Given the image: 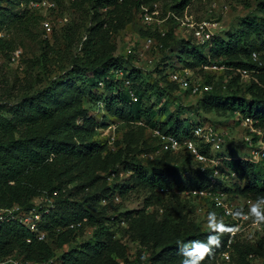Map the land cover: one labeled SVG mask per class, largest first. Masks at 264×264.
Here are the masks:
<instances>
[{
    "label": "rangeland",
    "instance_id": "obj_1",
    "mask_svg": "<svg viewBox=\"0 0 264 264\" xmlns=\"http://www.w3.org/2000/svg\"><path fill=\"white\" fill-rule=\"evenodd\" d=\"M48 1H57V8L48 11L45 6L37 7L42 9L44 19L35 22L41 13L29 1L0 0V143L7 144L12 139H29L36 135H44L46 129L29 134L28 127L40 124L46 117L49 118L52 110L59 112L61 108L66 107L64 115L57 112L56 116L49 120L59 128L56 134L60 133L65 138H70L68 135L70 127L74 133V140L81 141L80 147L98 143L99 155L74 167L70 172V175L75 176L74 182H70L66 176L55 180L54 185L64 181L63 189L54 191L42 204L53 210L60 206L57 202L63 198L78 202L84 207L92 206L96 212H101L106 217L117 216L124 212L121 210H129L128 220H119L117 217V221L109 223L113 232L109 248L118 264H198L200 260L191 261L174 256L177 249L187 250L197 246L211 252L213 256L211 264H243L236 252L229 262L224 261L218 253L219 228L227 219L209 200L199 201L186 193L185 199L168 194L159 202L153 198L154 193L141 184L136 186L126 199L119 195L112 197L111 206L102 209L99 202L94 201V194L102 193L104 188L114 183L108 178V172L112 169L119 170L122 180L129 178L131 172L124 171L127 162L143 164L149 175L154 166L159 164L163 157L155 150L154 136L145 127L152 110L150 106L154 105V112L155 110L159 112L157 117L159 119L177 122L182 127L202 122L225 134V143L218 149H213L210 145L209 153L216 156L220 152L224 159L220 167L223 170L226 168L230 176L221 187L225 190L228 201L238 210L248 209L249 207L245 205L248 204V193L242 189L254 179L251 172H254L257 181L261 182L264 169L262 167L260 174L258 171L240 174L238 166L237 174L234 168L229 167V162L245 159L250 150L243 139L248 132L247 128L240 124L236 114L225 107L227 102L230 105L238 98L264 104V78L260 77L263 74L244 73L238 70L240 68L238 65L234 66L235 68L231 65L232 68L224 71L209 70L211 72L207 73L206 79L213 82L219 91L217 94L222 97L220 102L223 108L206 107L201 96L184 94V89L176 90L169 85L164 90L167 98L161 101L160 88L149 85L153 81L152 76H162L161 82L166 86L165 82L171 81L170 73L175 70L169 68L171 64L181 65L178 63V57L182 54L183 47L180 42H165L162 36L146 33L148 30L153 32L154 29L145 24L141 12L143 6L150 4L142 5L139 10L132 5L134 0H131L129 6H121V11L115 13L113 5L99 4L100 1L106 0ZM140 1V4L150 2ZM163 1L159 4L164 12H168L166 10L168 7ZM167 1L169 6L174 3L172 0ZM212 4L215 6L212 7ZM263 5L264 0H207L202 3L194 0L187 8V12L195 19L207 18L213 14L212 12L219 14L221 29L217 34L230 42L232 49L230 54H222L217 61L229 65L235 64L233 62L236 61L244 62L246 49L251 46V42L264 38V32L261 34L254 30L261 19ZM19 16L23 17L21 21L16 18ZM103 20L110 21L109 28L100 26ZM32 21L34 23H31ZM46 21L53 24L51 31L45 29ZM171 25L172 23L166 26L167 31ZM184 32L180 28L177 34L189 38L190 34ZM148 37L154 39L150 48L145 46ZM88 40H91L89 47L97 51L96 55L91 57H88L86 51H81ZM17 49L21 50L22 54L19 60L14 62L11 57ZM130 54L136 55V58L130 57ZM109 60L118 63L132 62L131 65L142 68L146 73L147 81L143 82L141 91L146 94L148 109L143 112V120H137L140 114H134L129 108L122 106L121 110L116 108L111 111L104 110L102 102H99V108L94 111L96 101L92 92L94 95L95 92L89 87V82L96 71L95 68ZM75 68H79L80 71ZM156 71L159 73H155ZM194 71L193 77L196 80H205V74ZM97 90L101 92L102 89ZM162 103L167 107H163ZM117 107L120 108L119 105ZM89 115L100 123L97 121L98 124L93 125L87 119ZM76 130L82 132L77 133ZM88 131H91V135L86 136L85 133ZM195 142L201 148L202 142L198 139ZM204 146L205 144L202 148ZM227 157L236 159L229 161ZM39 159H33L31 162H37ZM79 160L80 156L70 161L67 166ZM184 160L181 158L165 163L173 166L185 165V168L189 167L191 174L194 175L196 169L194 159L192 162ZM49 161H52L51 158ZM50 163L52 170L59 171L65 168L63 166L61 169V164L59 167L56 166L54 161ZM200 165L205 164L199 163ZM171 174L170 180L185 181L180 170L179 173L173 171ZM42 195L35 197L32 204L39 203V197ZM149 200L151 204L148 205ZM78 204H75L73 211L80 210ZM12 206L26 208L17 203ZM253 211V214H250L251 223L258 224L249 225L246 222L243 225L245 229L237 234L235 242H238L239 248L256 251L257 255L264 256V202H260ZM86 221L87 219H84L83 226L74 232L73 238L63 247H57L53 240L51 248L55 259H59V256L72 248L84 249L86 243L92 240L94 226L86 224ZM65 227L68 228L67 226L63 228ZM85 250L87 258L85 264H105L101 256L90 252L87 247Z\"/></svg>",
    "mask_w": 264,
    "mask_h": 264
},
{
    "label": "trees",
    "instance_id": "obj_2",
    "mask_svg": "<svg viewBox=\"0 0 264 264\" xmlns=\"http://www.w3.org/2000/svg\"><path fill=\"white\" fill-rule=\"evenodd\" d=\"M33 5L34 2H40L41 0H27ZM56 1V0H55ZM160 2L163 0H150L140 4V0H134L132 5H135L136 9L141 8L142 5ZM167 1V0H166ZM163 1L164 5L168 7V11H172L179 16H183L187 11L194 0H172L174 3L169 6L168 1ZM207 1V0H198ZM57 2V1H56ZM53 1L55 4L52 7H48L47 10H55L57 7V3ZM131 0H106L100 1L99 4L101 6H114L115 13H119L121 10V6H129ZM35 9H39L41 13L38 17V22L41 18L44 19L42 14V9L34 7ZM131 8V7H130ZM262 12L261 19L258 22V27H255L254 30H257L259 33L263 34L264 32V5L261 7ZM119 16L124 14H118ZM219 14H210L207 18H214L220 20L218 17ZM19 21L23 17H16ZM114 19H112L113 21ZM123 20V19H122ZM31 23H34L33 21ZM170 30L167 32L165 37H161L160 33L157 31H146V33L157 37H161L165 42H180L183 47L182 54L178 57V63L181 64L179 66H172L171 69L177 68H190L192 70H197L201 72L205 76V80H201L204 83L210 84L213 86V89L209 92H204L200 98L202 101L204 100L206 107H216L223 108L222 97L219 91L215 88L213 82H209L206 79L207 73L211 71H204L203 66L206 64H217V65H227L223 62L217 61V58L222 54H230L231 46L230 42L224 40V38L217 34L211 46H204L197 44L193 41L192 36L190 38L180 37L176 33L177 29V21L174 17H171ZM104 26L105 28H109L110 21L103 20L100 26ZM256 26V24H255ZM53 28V24H52ZM46 29V28H45ZM245 33H242L244 35ZM261 37V36H260ZM86 43V44H85ZM84 48L81 51H86L88 53V57L96 55V50L91 49L89 47L91 45V40L85 41ZM170 43V45H172ZM251 46H248L246 49V57L244 62H233L235 64H229L227 66L231 67L240 66L241 69H247L249 71L259 69L261 70L260 77L264 78V70L262 67H259L256 62L252 59L253 51H264V38L261 40L252 41ZM130 57L136 58V55L130 54ZM91 61V60H89ZM130 65L132 62H128ZM126 63H118L112 60L105 62L100 67L95 68L96 71L93 73L89 87L94 90L95 95L92 92L93 98H95L96 108L94 111L99 108V102H102L104 105V110H113L114 108L121 110L122 108H129L130 112L134 114H140L137 120H143V112L148 109L146 94L141 90L143 82L146 80V73L142 70V68L136 67L134 65H129ZM173 63V62H170ZM168 64V63H167ZM237 66V67H238ZM235 68V67H234ZM80 71L79 68H75ZM75 69L73 72H75ZM124 72L123 77H119L117 75L118 71ZM224 71V70H223ZM155 73H159L156 71ZM157 75V74H155ZM153 77V81L151 85L154 88V85L160 88L161 101H164V98H167L166 94H164V90L169 86L178 90L180 86L175 82L169 81L165 82L166 86L162 84V76ZM129 79L131 85L126 84V80ZM100 82H103V86L100 85ZM98 88H101V92H98ZM130 89L135 92L137 99L134 100L130 94ZM192 89H184V94H192ZM164 95V96H163ZM159 98V99H160ZM227 102L226 107L230 109V112L236 113L240 112L243 115H249L255 117L259 121L258 125L264 128V104L262 102L255 103L253 101L249 102L246 98H238L233 100V102L228 105ZM163 107H167L166 104L162 103ZM120 106L117 107V106ZM122 106V108H121ZM151 112L149 113L148 121L146 120V125L152 134V129L159 128L162 132L167 134H174L178 137L186 139L191 138L197 140L192 134L195 126L197 124H203L202 122L190 123L188 126H179L177 122H171L170 120H162L157 118L159 112L155 110L154 105L150 106ZM157 109V108H156ZM159 109V108H158ZM65 111H67L66 107H63L58 110H52L49 118L46 117V120H42L40 124H32L28 127L29 134H36L40 129H46V133L44 135H36L32 138H18L12 139L7 144L0 143V206L2 207H10L12 204H22L26 206L25 209L30 208L33 205V199L40 194L48 193L51 196L54 191L62 190L63 183L54 185L55 180L61 179V176H66L70 180V182L75 181V176L70 175V172L74 169V167L84 161H89L90 159L99 155V144L98 143H89L80 147L81 141L78 142L77 139L74 140V133L69 127V137L65 138L62 134H56V131L59 128L49 122L51 118L56 116L57 112L59 115H64ZM58 116V115H57ZM87 119L94 125L98 120L93 118L92 116H88ZM48 121V122H47ZM98 123H100L98 121ZM97 123V124H98ZM64 133L65 130H62ZM77 133H81L82 131L76 130ZM87 135H91V131L85 133ZM156 141L155 150L161 153L162 157L157 166H154L151 175L147 172L146 167L141 163L132 164L131 162L126 163V168L124 171H130L129 178L123 179L121 178V173L118 169L108 172L109 180L114 183L107 186L102 190V193L98 194L95 192L94 201L99 202L102 209H106L112 204V197L119 195L120 197L127 198V195L138 185L143 184L146 188L154 193L153 198L156 201L162 202V197L164 195L170 194L173 197L185 199V192L188 190L195 189H204L209 186V174L213 171V168L208 167L206 170H201V165L199 166V162L195 159V156L188 150L182 149L179 151H171V150H161V144L159 137H155ZM201 144V152L208 157H212L209 153L210 144L203 142ZM83 141V140H82ZM205 146L202 148V145ZM2 147H7L8 149L4 150ZM216 152H214L215 154ZM222 155L220 152L217 153V156ZM80 156L79 162H74L73 165L67 166L70 161H73L75 158ZM40 158L37 162H31L33 159ZM51 158L52 161H49ZM185 159L192 160L196 164L195 174H191V169L185 168L184 166H173L170 163H165V161L173 162L176 159ZM46 161V162H45ZM56 166L61 164L60 168L62 169L65 166L64 170H52L50 167V162H53ZM230 161V160H229ZM232 161V160H231ZM201 164V163H200ZM230 165V166H229ZM229 167L231 169H235L238 174V166L240 167V174H245L251 171H258L261 173L262 166L254 163H250L244 160H238L236 162H229ZM59 167V166H58ZM237 168V170H236ZM264 169V167H263ZM88 171V169H86ZM114 170V171H113ZM181 172V175L184 176L185 181H176V179H171V172L175 171L176 173ZM86 173V171H85ZM115 173L116 176L112 177V174ZM257 174V173H256ZM251 175L254 176L246 186L243 187L242 191L248 193L249 198H253L259 202H264V175L262 176V181H257V175L254 172H251ZM56 176V178H55ZM223 184V183H222ZM222 189V187H221ZM179 191V193H178ZM225 191V190H224ZM62 195L64 192L62 191ZM97 195V196H96ZM58 199V198H57ZM106 199L107 202L103 203L102 200ZM188 199H190L188 197ZM194 200V198H193ZM195 201V200H194ZM212 203V202H211ZM60 206L51 210L50 213L46 214L44 217V221L41 225V228L48 232V236L46 240L40 241L35 238V235L29 231L26 227L21 225L18 222H6L0 225V257L5 258L10 255H15L18 257H22L26 260H49L54 258L53 250L51 248V243L56 242L57 247H63L67 242L70 241L74 236V232L77 231L81 226H83L84 219H87L86 224H90L94 226V231L92 235V240L86 243L83 249L72 248L70 250L65 251L60 258L56 259L60 264H85L86 258V247L90 252L95 253L96 255L101 256L103 258L105 264H118V262L113 258L111 254L110 241L113 238V232L111 231V225L109 223H114V221L119 220H128L129 210H121L124 212H120L117 216H104L101 212H96L92 206L84 207L78 204V202L68 201L66 199L60 198L57 202ZM75 204H78L80 210L75 212L73 211V207ZM151 204V200H149L148 205ZM213 204V203H212ZM214 205V204H213ZM215 206V205H214ZM215 209H218L215 206ZM220 210V209H219ZM241 211V210H238ZM244 213L249 212L253 214V210L245 208L243 210ZM223 216V214H222ZM118 217V218H117ZM113 221V222H112ZM75 223L74 228H70L69 225ZM80 223V225H77ZM230 223L226 221L223 223L221 228H219L220 232V241L218 253L221 255L227 250V243L230 235V231L226 228ZM67 226L68 228H63ZM62 228L64 230H62ZM58 229V230H57ZM61 231V232H59ZM55 236V237H54ZM31 239V241H28ZM54 240V241H53ZM207 246V245H205ZM202 249L200 246L190 249H177L175 251V258H187L191 261L200 260L198 264H211L212 263V255L211 252L206 249V251L201 255L199 251ZM238 253L240 260L243 264H251L249 259L250 254H254L256 257L264 258V256L257 255L255 252L250 251L248 249H244L243 247L239 248L238 242H235L232 246L231 250V260L234 258V253ZM55 259V258H54ZM230 260V261H231ZM225 261V260H224ZM87 262V260H86ZM229 262V261H226Z\"/></svg>",
    "mask_w": 264,
    "mask_h": 264
},
{
    "label": "built area",
    "instance_id": "obj_3",
    "mask_svg": "<svg viewBox=\"0 0 264 264\" xmlns=\"http://www.w3.org/2000/svg\"><path fill=\"white\" fill-rule=\"evenodd\" d=\"M33 5L35 7L45 6L46 8L52 7L55 4L48 0H42L40 2H34ZM215 4H212L214 7ZM214 13V12H212ZM216 14V13H215ZM141 15L145 24L149 27H152L154 31L160 33L162 37L167 35L166 26L169 25L171 17H174L177 21V31H180V28L183 31L188 32L189 38L195 40V43L204 46H211V43L214 37L217 35L218 31L221 29L220 22L216 18H198L195 19L193 16L187 11L183 16H179L172 11L164 12L162 10V6L159 2H154L151 5L143 6ZM45 28L48 31L52 30V23L50 21L44 22ZM184 32V33H185ZM185 37V36H184ZM186 38V37H185ZM188 38V37H187ZM193 40V41H194ZM154 43L153 37H148L145 42V46L150 48ZM22 54L21 50L17 49L13 53L11 57L12 61L17 62ZM18 59V60H17ZM252 59L254 62L258 64L259 67H262L264 70V51H253ZM232 68V67H231ZM230 69L225 65H217V64H206L203 66L204 71L209 70H225ZM244 73H260L261 70L256 69L249 71L247 69H238ZM194 70L190 68H180V70L175 69L174 72L170 73V79L172 82H175L180 86L181 89H192V95H202L204 92H209L213 89V86L203 81L196 80L194 75ZM119 77H123L124 72L121 70L117 72ZM126 84L129 86L131 82L129 79L126 80ZM100 85L103 86V82H100ZM130 94L134 100L137 99V96L132 89H130ZM238 115H240L238 113ZM239 118V116H238ZM241 125L248 130L246 135H244V141L247 143V146L250 150L247 157L242 158L245 161L250 163H254L257 165H261L264 167V128L259 126V121L255 119L253 116H245L241 117L240 121ZM152 134L155 137H159L161 150H171V151H179L182 149L190 151L195 159L201 163L205 164L201 166V170L204 171L208 167L213 168V171L209 174V186L204 189H195L191 191H186L188 195H192L199 201L209 200L211 201L218 209H220L223 217L227 219L230 223L227 226V230L230 231L227 250L222 253V259L225 261L231 260V250L232 246L235 243L236 236L239 232L243 231L245 227L243 225L247 222L250 224H258V222L251 223L250 213L243 211H238L236 207H234L233 203L229 202L227 199L226 192L221 189V184L225 181V179L229 178V174L227 169L220 167L223 164V157L220 156H212L208 157L203 154L198 147L197 143L194 139L186 138L183 139L174 134H167L162 132L159 128L152 129ZM192 134L195 138L202 140L205 143L210 144L213 149H218L225 143L226 136L223 133H220L216 130L215 127L209 126L208 124H197L192 131ZM218 152V150H215ZM228 160L236 159L234 157H227ZM116 176L115 173L112 174V177ZM179 193V191H178ZM49 195H42V199L39 197L40 202H34L33 205L28 209L21 208L20 206H11V207H2L0 206V225L6 222H18L30 232L35 235V238L43 241L47 239L48 232L41 228V225L44 221V217L46 214L51 212V209L47 208V205H43L44 200H48ZM103 203H106L107 200L103 199ZM248 204H245L249 207V209L253 210L260 204L259 201L249 198ZM75 223L70 224L71 228L75 227ZM77 225H80L78 223ZM31 241V239H28ZM251 264H264V258L256 257L253 254L249 256ZM0 264H60L56 259L49 260H26L22 257H18L15 255H10L7 257H0Z\"/></svg>",
    "mask_w": 264,
    "mask_h": 264
},
{
    "label": "clouds",
    "instance_id": "obj_4",
    "mask_svg": "<svg viewBox=\"0 0 264 264\" xmlns=\"http://www.w3.org/2000/svg\"><path fill=\"white\" fill-rule=\"evenodd\" d=\"M238 113H239L240 115H238ZM235 114H236V116H237L238 121H241V117H245V115L241 114L240 112H236ZM238 116H239V118H238ZM246 116H247V115H246ZM240 124H241V123H240ZM199 251L201 252V255H203V253L206 251V249H200Z\"/></svg>",
    "mask_w": 264,
    "mask_h": 264
}]
</instances>
